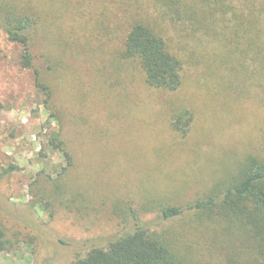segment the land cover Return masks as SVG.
I'll return each instance as SVG.
<instances>
[{"label":"rangeland","instance_id":"374dc122","mask_svg":"<svg viewBox=\"0 0 264 264\" xmlns=\"http://www.w3.org/2000/svg\"><path fill=\"white\" fill-rule=\"evenodd\" d=\"M23 1L40 21L30 45L33 68L20 67L21 47L0 30V173L16 167L0 178L6 242L0 264H71L132 227L114 214L117 209L140 210L148 201L184 205L227 177L245 155L264 154V79L230 73L208 43L183 45L178 90H155L136 64L119 58L122 28L108 36L99 26L104 4ZM35 69L53 90L48 103L36 87ZM180 109L193 116L185 137L170 127ZM53 131L74 159L66 182L83 195L79 210L39 201L49 188L46 175L55 176L63 164L61 153L47 147ZM140 223L182 232L196 264L223 256L221 250L197 253L187 218L161 222L152 210Z\"/></svg>","mask_w":264,"mask_h":264},{"label":"trees","instance_id":"16d2710c","mask_svg":"<svg viewBox=\"0 0 264 264\" xmlns=\"http://www.w3.org/2000/svg\"><path fill=\"white\" fill-rule=\"evenodd\" d=\"M93 1L106 7H101L99 22L106 35L122 28L119 58L136 64L151 89H179L185 65L181 52L190 41L206 42L214 52L218 50L215 55L219 64L230 73L253 81L264 79V0ZM35 15L23 0H0V30L9 42L21 47L19 65L23 69L34 66L30 45L40 22ZM168 28L177 31L178 41L169 35ZM34 72L36 87L48 103L53 90L38 80L37 69ZM192 117L187 109L174 112L172 131L185 137ZM49 118L56 121L52 113ZM46 142L51 150L61 153L63 164L55 176L46 175L49 188L46 193L40 192L39 201L79 210L78 201H83V195L66 182L74 166L73 156L59 131L51 132ZM14 170L13 165L3 168L0 178ZM40 182L34 180L35 184ZM152 210L161 222L187 218L199 255L223 251L218 263L208 259L201 264H264V154L245 155L227 177L184 205L148 201L140 210L117 209L114 214L123 224L132 223V227L112 236L105 246L90 248L71 264H196L190 249L180 241L182 232L170 226L151 230L140 223L141 216ZM5 243L0 228V249Z\"/></svg>","mask_w":264,"mask_h":264}]
</instances>
